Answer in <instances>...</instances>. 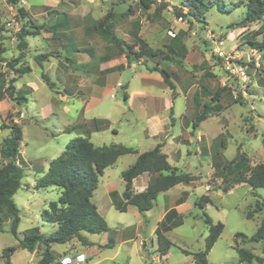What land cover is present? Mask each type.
<instances>
[{"label": "rangeland", "instance_id": "374dc122", "mask_svg": "<svg viewBox=\"0 0 264 264\" xmlns=\"http://www.w3.org/2000/svg\"><path fill=\"white\" fill-rule=\"evenodd\" d=\"M57 1L0 0V143L9 135L11 123L22 128L19 156L23 177L13 196L20 218L18 239L35 227L45 235L57 229L54 224L42 222L40 212L58 200L60 190L36 189L35 182L69 140L88 137L94 146L128 147L141 153L153 149L159 142V138H153L154 134L168 131L166 137L180 135L177 141L182 143L167 139L161 151L168 155L169 164L184 173L199 175L188 203L209 195L211 203L204 212L214 223L223 224L222 233L207 255L208 264H238L236 248L247 249L261 258L260 262L254 260L251 264H264V239L244 243L241 238H235L237 233L250 238L264 223V211L246 218L256 201H264V188L252 191L246 184H235L228 193L212 191L214 187L231 184L225 171L213 174L210 156L215 152L226 161L244 155L251 168L264 166V51L252 50L247 43L257 25H236L245 13L242 6L234 7L238 0H203L212 7L201 8L203 14L196 20L185 15L188 9L183 7L182 0H151L146 10L139 0H63L59 4ZM215 3L224 4L226 10L217 9ZM17 8H23L26 18L44 27L61 20V15L55 16V13L66 12L72 16L68 31L75 41L64 42L62 48L42 35L35 39L28 36L27 49L19 51L17 34L26 18H20ZM155 9L160 13H154ZM48 12L52 14L47 15ZM108 13L113 14L112 31L121 41L119 45L97 32H90L95 22ZM254 39L260 41L261 36ZM136 40L143 41L155 57L144 56L128 64L126 47L131 46L132 51L138 52ZM85 49L89 52L83 53ZM227 66H232L235 72ZM24 67H29L30 72L17 77L15 70ZM154 67L164 68L170 74L172 91L157 72L151 71ZM42 75L54 83L53 90L43 82ZM11 80H15L13 96L14 91H19L26 102L17 104L10 97L7 88ZM215 93L219 95V110L209 112L198 128L192 130V119L204 103L214 104L210 98ZM94 118L107 121L108 127L89 133L90 127L82 125ZM151 122L160 124L154 127ZM71 127L76 129L66 132ZM147 128L152 129L153 135L146 134ZM176 148L180 149V159L174 154ZM135 159L133 154L123 155L106 168L98 177V186L91 198L114 240L119 235L116 232L130 235L136 223L137 209L130 206L127 212L121 213L114 208L115 199L110 196L115 193V201H123L121 173ZM5 162L0 156V166ZM145 176L140 175V179ZM156 211L148 215V224L143 222L142 228L147 232L155 221ZM188 211L184 210V215ZM194 211L202 217L200 210ZM185 218L184 224L170 234L173 246L166 261L160 260L161 264H195L190 262L192 256L182 251L203 250L208 233L203 217ZM105 238L104 234L93 237L102 242ZM153 241L156 243V238ZM135 243L130 242L123 248L132 252L131 264H143L136 254L138 241ZM17 244V238L10 232V221L5 220L0 232V264L4 261L2 250ZM147 244L150 245V239ZM75 246L77 250H84L77 241ZM64 247L52 244L51 250L56 253ZM42 250L38 247L29 253L17 249L10 258L11 264H36ZM113 252L107 249L103 256H112ZM124 259L121 254L119 264H124Z\"/></svg>", "mask_w": 264, "mask_h": 264}, {"label": "trees", "instance_id": "16d2710c", "mask_svg": "<svg viewBox=\"0 0 264 264\" xmlns=\"http://www.w3.org/2000/svg\"><path fill=\"white\" fill-rule=\"evenodd\" d=\"M183 7L188 9L185 14L193 17L195 20L203 14V10L208 9L210 4L203 0H182ZM15 2V1H14ZM139 3L146 10L149 9L151 0H139ZM234 7L242 6L244 8V17L237 23L238 27H246L250 24L257 25V29L247 38V43L252 50L258 52L264 51V0H238ZM217 9L225 11V5H214ZM20 18H26L27 13L23 8H17ZM159 14L160 10L155 12ZM112 13L106 14L102 19L95 22L94 29L100 35L109 38L114 44L119 45L121 41L112 31ZM180 17H185L180 14ZM30 29V30H26ZM42 26L36 25L32 19L26 18L23 27L17 34V48L19 51L27 49L28 43L26 37L36 36L42 30ZM261 36L260 41H256L254 37ZM138 52L132 51L131 46L126 47V60L128 64H132L138 59L146 56V58L155 57V53L148 50L143 41L136 40ZM11 66V64H9ZM16 71L17 77H21L30 72L29 67L19 68ZM151 71L157 72L162 78L163 83L172 91L174 86L170 81V74L164 68L154 67ZM42 80L46 86L53 90L54 83L49 78L42 75ZM9 82L8 88L10 97L17 104L20 101L26 102L27 99L19 91H14L13 83ZM127 100V95H123ZM218 93L211 96L210 101L214 104L204 103L201 111L194 116L191 123L192 130H196L198 125L204 121L209 112H216L218 107ZM216 103V104H215ZM107 121L92 119L86 122L82 127L89 126L90 131H101L108 127ZM9 135L2 139L0 143V156L6 162L0 166V232L5 220L10 221V232L17 238L16 246L7 247L2 250L3 264H11L10 258L17 249H23L29 253L34 252L38 247L43 250L40 259L36 264H62L57 260L56 254L51 250L52 244H65L76 238L82 246L89 245V242L81 235L85 232L88 234H100L109 231L108 225L104 218L98 213L96 205L91 198L98 186V177L103 174L104 170L113 166L117 159L123 155L133 154L136 159L132 165L121 173L124 183L122 192L123 201H115V193H110L114 200V207L119 212H126L128 206H132L143 213L152 209L158 194L168 191L177 185L194 184L199 178L189 173H184L178 168L171 166L167 161V156L162 153V144H157L153 149L145 152H138L133 148L121 146H94L89 138L78 136L69 140L59 156L51 160L48 164L46 172L35 182V188L56 187L60 190V195L56 202H50L46 209L40 212V219L44 223L54 224L57 226L55 232L45 235L39 232L37 227L28 230L22 238L17 237V227L20 221L19 210L13 201V196L21 186L23 177L22 168L20 166L22 160L19 156V148L22 141V128L16 123H11ZM71 127L66 132L71 133L75 130ZM89 131V132H90ZM204 151V150H203ZM212 167L214 173L216 171H225V175L231 180L229 186L214 187L212 191L218 189L223 193H228L235 184H246L252 191L258 188H264V166L258 165L251 168L249 159L244 155L236 156L230 161H226L225 157L219 152H215L212 156ZM213 173V174H214ZM142 174L149 176V182L144 191L135 193L133 191V181ZM224 175V174H223ZM224 181V180H223ZM209 193L210 190H207ZM186 193H182L176 200L175 204H181L186 199ZM211 200L209 195H202L195 200V207L202 211L204 224L207 228V236L204 241V248L201 251L185 254L191 255L195 264H208L207 255L220 234L223 231V224L220 222L213 223L211 218L204 212L207 204ZM264 211V201H256L251 211L246 213V218L251 219L255 214ZM171 216V219H170ZM172 218L175 219L172 221ZM172 221V222H170ZM182 225V220L177 216L176 212L170 210L159 222L155 230L157 253L160 257L168 254L173 246L165 233ZM235 238H241L242 242H261L264 239V223H261L257 231L247 238L245 235L237 233ZM235 239V240H236ZM109 248L110 246H104ZM239 263L251 264L254 260L261 261L260 257H256L251 251L244 248H236ZM147 262L149 258L146 257Z\"/></svg>", "mask_w": 264, "mask_h": 264}, {"label": "crops", "instance_id": "0c3cea01", "mask_svg": "<svg viewBox=\"0 0 264 264\" xmlns=\"http://www.w3.org/2000/svg\"><path fill=\"white\" fill-rule=\"evenodd\" d=\"M62 1L63 0H58L56 3H58V4L62 3ZM47 2H50V0H47ZM48 4H47V6H48ZM58 12H61V13H58ZM58 12L55 13L56 14L55 16H57V15L60 16L61 15L60 16L61 20L57 21V22H54V23H52V24H50L48 26H45V27L42 26L43 29L36 36L39 37L40 35H42L43 37L50 38L51 41L56 42L60 47L64 48V46H65L64 42L66 43L67 41H71V40L75 41V37L72 38L71 35H70V32L68 31V28H70V23L72 21V16H70L69 14H66V12H64V11H58ZM51 14H52L51 12H48L47 15H51ZM32 21L34 22L33 19H32ZM93 31L96 32L94 27L90 28V32L93 33ZM37 37L34 36V39L37 38ZM76 51L80 52V50H76ZM87 52H89V51L86 50V49L83 50V53H87ZM63 71H64V69H63ZM65 110L68 111V108L66 107ZM152 121H155V120H152ZM156 122H158L157 119H156ZM152 124L155 127L156 125H159L160 123L156 124L154 122L153 123L151 122V126H152ZM90 132H94V131L92 130ZM145 132H146L147 135L149 133H150L149 135H153L152 134V129L150 131L147 128V130H145ZM163 133H165V134L162 135ZM163 133H162V131H159L158 134H156V135L154 134L153 135V138H159V142L157 144H162L161 150H163L165 148L167 139L170 142H174L175 144H177V143L182 144L180 142L181 140L177 141V137L180 136V135H177L175 137H172V135H168V137H166V135L169 132L168 131H166V132L163 131ZM199 140L201 141V138ZM202 148H204L203 145H202ZM201 153L203 155L207 156V153H204V152H201ZM174 154H175L176 158H178V159L181 158L180 149L176 148ZM166 156H167V160H168V155H166ZM210 160H211L210 161V166H211L212 170L214 171V168L212 167V156H210ZM171 166L176 167L175 165H171ZM47 168H48V166H47ZM143 175H146L145 178H143V179L141 178L140 179V176H139L138 178H136L133 181V191L135 193H139V192L144 191L146 186H147V184H148V182H149V176L147 174H143ZM198 176L199 175H197V177ZM195 188L196 187H194L193 184H190V185H177V186L169 189L168 191H165V192H162V193L158 194V196L156 197V200L154 202V206L152 207L151 210H149L147 212H143V213H140L137 210L138 213L135 214L136 223L134 224V226H132L133 230H132L131 234L128 235V236H124L122 233L116 232V233H119V235H118L117 239L114 240L108 234V232L100 233V234H104L105 237H106L105 241L102 242L100 240L96 241V240L93 239V237L96 236V234H88V233H85V232L81 233V235L89 242V245L83 246L84 250H82V251L81 250H77L75 245H76V241L77 242H79V241L76 238H73L69 242L65 243L66 245L63 244L65 247L62 249V251H59V252H56V253L54 252L56 254V256H57L56 257L57 260L62 263V259L69 258L72 261L71 264H81V263H84V264H119L118 258L122 254L125 257L124 264H131L130 263L131 262L130 258L132 256V252L129 249H127V250L124 249L123 246L127 245L130 242H132L133 245H134V244H136L135 242L138 241L137 247H136V254L139 255V256L137 255L138 259H140V261H143L144 262L143 264H148V262L146 260V257H148V254H150L149 255L150 258L152 256H156V254H158L157 253V243H154V241H153V237L156 238L155 230L158 227L159 222H161L163 220L164 216L170 210L175 211L177 216H179L181 218L182 225L184 224L183 220H184L185 217L188 218L190 216L192 219H195V220L202 218L201 216L199 218L198 213H196L194 211V209H196L195 200L198 199V198L194 199L191 204L188 203L189 196L192 194V190H194ZM205 190L207 191L208 188L205 187ZM184 192L187 194L185 201L183 203H181V204H177L176 205L175 204V200ZM121 195H122V193H121ZM113 203H114V201H113ZM129 209H130V206L127 207L126 212ZM155 209H157L155 221H154L152 227L150 228V231L147 232L146 229L142 228L143 227V222H144V224L145 223L146 224L149 223L148 215L149 214L152 215V213H153L152 211L155 210ZM186 209L189 210L187 216L184 215L185 214L184 210H186ZM97 210H98V208H97ZM255 215H257V214H255ZM170 219H171V216H170ZM173 220H175V219L172 218V221ZM172 221H170V222H172ZM182 225H180L179 227L174 228V229L168 231L167 233H165L166 238L170 241V239H169L170 238V234L173 233L176 229L180 228ZM148 239H150V245L147 244V240ZM104 246H110V247L109 248H105ZM107 249L114 250L112 256H103L104 252ZM79 254H84L85 255V262H77L75 260V257H77ZM166 257H167V255L164 256V257H160L161 262L162 261L165 262L166 261ZM161 262H160V264H161ZM190 262H194L192 257L190 258ZM165 264H167V263H165Z\"/></svg>", "mask_w": 264, "mask_h": 264}, {"label": "built area", "instance_id": "2783aa9c", "mask_svg": "<svg viewBox=\"0 0 264 264\" xmlns=\"http://www.w3.org/2000/svg\"><path fill=\"white\" fill-rule=\"evenodd\" d=\"M227 69L230 70L231 72H235V70L232 68V66H227ZM244 73L241 72V75ZM113 97V96H112ZM75 260L77 262H85V255L84 254H79L77 257H75ZM72 261L69 258H64L62 259V264H71ZM148 264H160V256L156 254V256H152L149 258Z\"/></svg>", "mask_w": 264, "mask_h": 264}]
</instances>
